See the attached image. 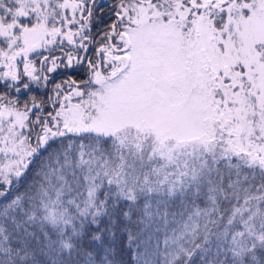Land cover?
<instances>
[{
  "label": "snow or ice",
  "instance_id": "snow-or-ice-1",
  "mask_svg": "<svg viewBox=\"0 0 264 264\" xmlns=\"http://www.w3.org/2000/svg\"><path fill=\"white\" fill-rule=\"evenodd\" d=\"M0 264H264V0H0Z\"/></svg>",
  "mask_w": 264,
  "mask_h": 264
}]
</instances>
